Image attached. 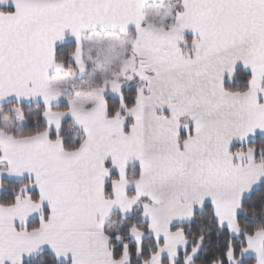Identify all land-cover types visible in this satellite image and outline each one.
<instances>
[{
    "label": "snow or ice",
    "instance_id": "6c2138e0",
    "mask_svg": "<svg viewBox=\"0 0 264 264\" xmlns=\"http://www.w3.org/2000/svg\"><path fill=\"white\" fill-rule=\"evenodd\" d=\"M0 264H264V0H0Z\"/></svg>",
    "mask_w": 264,
    "mask_h": 264
}]
</instances>
